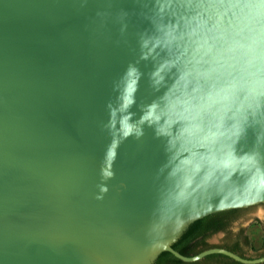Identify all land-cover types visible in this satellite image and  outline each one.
<instances>
[{
  "label": "water",
  "instance_id": "95a60500",
  "mask_svg": "<svg viewBox=\"0 0 264 264\" xmlns=\"http://www.w3.org/2000/svg\"><path fill=\"white\" fill-rule=\"evenodd\" d=\"M259 202L264 0H0V264H258L171 244Z\"/></svg>",
  "mask_w": 264,
  "mask_h": 264
},
{
  "label": "trees",
  "instance_id": "16d2710c",
  "mask_svg": "<svg viewBox=\"0 0 264 264\" xmlns=\"http://www.w3.org/2000/svg\"><path fill=\"white\" fill-rule=\"evenodd\" d=\"M247 208L236 207L220 210L206 214L189 223L180 233L171 246L186 256H193L199 252L211 247H223L246 258H257L264 256V236L259 247L253 245L250 236L243 228L233 230L232 224L243 217ZM264 230V221L260 222ZM220 232L224 233L219 243H211L210 238ZM151 264H244L233 258L222 254L212 253L204 258L185 262L177 258L173 253L167 250L161 251ZM258 264H264L258 263Z\"/></svg>",
  "mask_w": 264,
  "mask_h": 264
},
{
  "label": "rangeland",
  "instance_id": "374dc122",
  "mask_svg": "<svg viewBox=\"0 0 264 264\" xmlns=\"http://www.w3.org/2000/svg\"><path fill=\"white\" fill-rule=\"evenodd\" d=\"M247 208V212L243 217L235 221L231 228L238 230L243 228L250 236L255 247H259L263 241L264 230L260 222L264 221V202H259ZM224 233L220 232L210 238L211 243H219L223 238Z\"/></svg>",
  "mask_w": 264,
  "mask_h": 264
},
{
  "label": "bare ground",
  "instance_id": "6f19581e",
  "mask_svg": "<svg viewBox=\"0 0 264 264\" xmlns=\"http://www.w3.org/2000/svg\"><path fill=\"white\" fill-rule=\"evenodd\" d=\"M93 236L94 235H92L91 237H88V239L92 242H94L96 239ZM101 236L104 238L102 242L109 241L110 246H108L105 250L109 251L110 254L114 257L125 255L126 252H128L129 247L135 245V243H133L134 241H136V244H137V242L139 240H142L143 238V237L134 235L132 233L130 234V233H120V232H118V234L108 232L107 234L101 235ZM160 236L166 237L168 236V233H161Z\"/></svg>",
  "mask_w": 264,
  "mask_h": 264
}]
</instances>
